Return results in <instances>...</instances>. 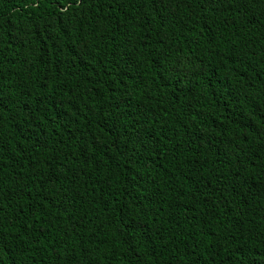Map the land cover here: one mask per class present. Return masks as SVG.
<instances>
[{
    "label": "trees",
    "instance_id": "obj_1",
    "mask_svg": "<svg viewBox=\"0 0 264 264\" xmlns=\"http://www.w3.org/2000/svg\"><path fill=\"white\" fill-rule=\"evenodd\" d=\"M0 264H264V0H0Z\"/></svg>",
    "mask_w": 264,
    "mask_h": 264
}]
</instances>
